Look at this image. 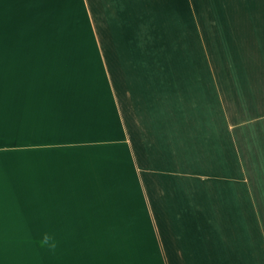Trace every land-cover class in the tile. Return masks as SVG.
<instances>
[{
	"label": "crops",
	"instance_id": "obj_1",
	"mask_svg": "<svg viewBox=\"0 0 264 264\" xmlns=\"http://www.w3.org/2000/svg\"><path fill=\"white\" fill-rule=\"evenodd\" d=\"M0 264H264V0H0Z\"/></svg>",
	"mask_w": 264,
	"mask_h": 264
},
{
	"label": "rangeland",
	"instance_id": "obj_2",
	"mask_svg": "<svg viewBox=\"0 0 264 264\" xmlns=\"http://www.w3.org/2000/svg\"><path fill=\"white\" fill-rule=\"evenodd\" d=\"M142 227L127 225H103L94 224L66 225V226H14L7 227L9 234H58V233H114V232H141Z\"/></svg>",
	"mask_w": 264,
	"mask_h": 264
}]
</instances>
